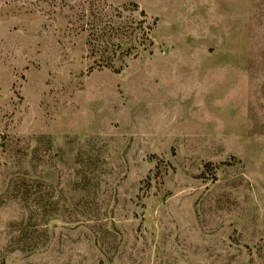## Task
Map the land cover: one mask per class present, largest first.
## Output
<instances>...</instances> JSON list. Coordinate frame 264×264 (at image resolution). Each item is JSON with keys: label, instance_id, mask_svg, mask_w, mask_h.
<instances>
[{"label": "rangeland", "instance_id": "obj_1", "mask_svg": "<svg viewBox=\"0 0 264 264\" xmlns=\"http://www.w3.org/2000/svg\"><path fill=\"white\" fill-rule=\"evenodd\" d=\"M0 264H264V0H0Z\"/></svg>", "mask_w": 264, "mask_h": 264}, {"label": "trees", "instance_id": "obj_2", "mask_svg": "<svg viewBox=\"0 0 264 264\" xmlns=\"http://www.w3.org/2000/svg\"><path fill=\"white\" fill-rule=\"evenodd\" d=\"M99 5L96 4V5H90L89 9H87L88 13H89V17L90 19L93 17V18H96V14L98 13V10L97 7ZM95 10L97 11L96 13ZM85 14V12L82 13V15ZM141 14H144L143 11H141ZM90 19L86 22V25H88L89 27V38L90 39H95V40H99V38H101L102 41H105L107 39H105L104 37L107 36L108 40L111 39L109 36H110V33H108L107 31V27H108V24L105 23L104 25H102L100 23V21H94L92 23V21H90ZM151 27L148 26V30L150 31ZM96 37V38H95ZM116 71H119V69H116Z\"/></svg>", "mask_w": 264, "mask_h": 264}]
</instances>
